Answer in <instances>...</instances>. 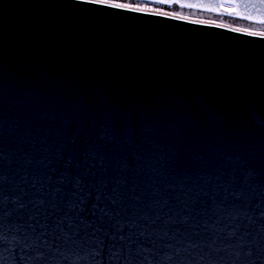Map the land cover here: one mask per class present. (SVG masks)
Masks as SVG:
<instances>
[{
  "label": "water",
  "instance_id": "95a60500",
  "mask_svg": "<svg viewBox=\"0 0 264 264\" xmlns=\"http://www.w3.org/2000/svg\"><path fill=\"white\" fill-rule=\"evenodd\" d=\"M0 264H264V32L0 0Z\"/></svg>",
  "mask_w": 264,
  "mask_h": 264
},
{
  "label": "bare ground",
  "instance_id": "6f19581e",
  "mask_svg": "<svg viewBox=\"0 0 264 264\" xmlns=\"http://www.w3.org/2000/svg\"><path fill=\"white\" fill-rule=\"evenodd\" d=\"M108 1H112V2H117V3H125V4H129V5H137V6H144V7H149L152 9H161V10H166L168 12H173V13H180L183 15H187V16H196V17H200V18H207V19H212L216 22H222L224 24H228L231 26H239V27H245L248 29H255L257 31H261L264 32V24H259V25H255V24H248L245 23L241 20L229 17V16H224V15H215V14H210V13H196L190 10H185L183 8H178V7H167V6H160L157 4H153V3H149V2H143V1H139V0H108Z\"/></svg>",
  "mask_w": 264,
  "mask_h": 264
},
{
  "label": "snow or ice",
  "instance_id": "6c2138e0",
  "mask_svg": "<svg viewBox=\"0 0 264 264\" xmlns=\"http://www.w3.org/2000/svg\"><path fill=\"white\" fill-rule=\"evenodd\" d=\"M93 2H96V0H93ZM126 5H117V7H125Z\"/></svg>",
  "mask_w": 264,
  "mask_h": 264
}]
</instances>
